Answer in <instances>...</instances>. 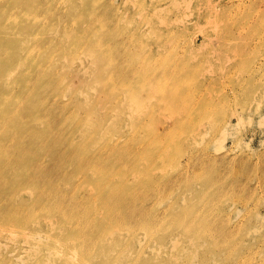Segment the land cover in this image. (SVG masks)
I'll use <instances>...</instances> for the list:
<instances>
[{
	"label": "rangeland",
	"instance_id": "1",
	"mask_svg": "<svg viewBox=\"0 0 264 264\" xmlns=\"http://www.w3.org/2000/svg\"><path fill=\"white\" fill-rule=\"evenodd\" d=\"M12 1L0 208L5 194L30 212L0 219V235L73 236L86 220L109 247L55 258L264 264V0ZM32 168L81 201L72 218L36 209Z\"/></svg>",
	"mask_w": 264,
	"mask_h": 264
},
{
	"label": "bare ground",
	"instance_id": "2",
	"mask_svg": "<svg viewBox=\"0 0 264 264\" xmlns=\"http://www.w3.org/2000/svg\"><path fill=\"white\" fill-rule=\"evenodd\" d=\"M9 5L12 7L14 1L8 0ZM17 8H14L16 10ZM23 18V17H22ZM21 18V19H22ZM27 25L32 24L31 21L27 20L25 22ZM4 24V23H3ZM80 34L78 33V37ZM17 50L16 46H12L9 49L3 48L0 51L4 56L10 55L13 51ZM12 60L6 61V63H11ZM37 69L29 67L27 69V77L32 78L34 71ZM4 74L0 70V79L3 80ZM9 81L5 82L3 85L4 91L9 90ZM30 91L26 92V96H29ZM12 103V102H11ZM11 104L2 106V113H0V118L6 117L9 114ZM6 138V137H4ZM15 144V141H10V147ZM82 163V161H81ZM38 167L44 168L43 164ZM45 176L43 174H36V171L32 168L29 170V176L24 180L26 183H31L34 185L37 194L42 198L43 204L36 208L38 211L42 212H59L62 214L64 219H70L73 216L76 208L81 204V201L77 200L74 196H68L63 193L59 188L48 187L45 184ZM1 198L2 204L6 205V208H0V219L5 222L8 221L13 215L17 214H28L30 209H21L15 206H11L7 199V195L3 194ZM31 210H34L31 208ZM88 221L81 220L78 223L80 233L73 236H56L55 238L44 237L42 235H32V234H21V235H10L8 237H3L0 235V245L4 242L10 241L12 243L11 249L6 253L8 260L6 264H68L67 261L57 259L54 256L61 254L62 252L69 253V247H77L83 253H92L96 249L106 250L111 244L106 238L107 236L103 234L96 235H85L83 234V229L87 226ZM16 225V224H14ZM26 226V224L22 225ZM104 252H102L103 254ZM62 258V257H61ZM101 263L107 262L106 259H100ZM234 262V261H233ZM232 262V263H233ZM231 263V264H232Z\"/></svg>",
	"mask_w": 264,
	"mask_h": 264
}]
</instances>
